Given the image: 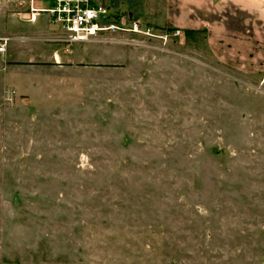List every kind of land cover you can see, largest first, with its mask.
Listing matches in <instances>:
<instances>
[{"label": "rangeland", "instance_id": "374dc122", "mask_svg": "<svg viewBox=\"0 0 264 264\" xmlns=\"http://www.w3.org/2000/svg\"><path fill=\"white\" fill-rule=\"evenodd\" d=\"M28 1L0 0V264H264V69L213 58L209 6L105 0L140 33L69 45Z\"/></svg>", "mask_w": 264, "mask_h": 264}, {"label": "crops", "instance_id": "0c3cea01", "mask_svg": "<svg viewBox=\"0 0 264 264\" xmlns=\"http://www.w3.org/2000/svg\"><path fill=\"white\" fill-rule=\"evenodd\" d=\"M188 1L199 10L210 8V19L199 24L217 62L242 73L264 69V0H216L212 6L208 0Z\"/></svg>", "mask_w": 264, "mask_h": 264}, {"label": "built area", "instance_id": "2783aa9c", "mask_svg": "<svg viewBox=\"0 0 264 264\" xmlns=\"http://www.w3.org/2000/svg\"><path fill=\"white\" fill-rule=\"evenodd\" d=\"M50 7L43 9L35 6V0L28 1V12L24 15L35 16L47 14L51 25H59L65 34L64 41L69 45H80L94 40L105 33L129 32L140 33L139 23L129 22L116 15L105 3V0H48ZM4 51V43H0V53Z\"/></svg>", "mask_w": 264, "mask_h": 264}, {"label": "trees", "instance_id": "16d2710c", "mask_svg": "<svg viewBox=\"0 0 264 264\" xmlns=\"http://www.w3.org/2000/svg\"><path fill=\"white\" fill-rule=\"evenodd\" d=\"M168 30L172 32V31H175L176 29L175 28H169Z\"/></svg>", "mask_w": 264, "mask_h": 264}]
</instances>
